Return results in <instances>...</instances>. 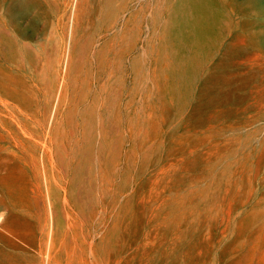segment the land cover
I'll list each match as a JSON object with an SVG mask.
<instances>
[{
    "label": "rangeland",
    "instance_id": "rangeland-1",
    "mask_svg": "<svg viewBox=\"0 0 264 264\" xmlns=\"http://www.w3.org/2000/svg\"><path fill=\"white\" fill-rule=\"evenodd\" d=\"M262 174L264 0H0V264H264Z\"/></svg>",
    "mask_w": 264,
    "mask_h": 264
},
{
    "label": "bare ground",
    "instance_id": "bare-ground-1",
    "mask_svg": "<svg viewBox=\"0 0 264 264\" xmlns=\"http://www.w3.org/2000/svg\"><path fill=\"white\" fill-rule=\"evenodd\" d=\"M124 6H125V5H124ZM131 12H132V11H131ZM124 13H125V12H124ZM128 19H129V18H128ZM130 22H131V21H130ZM128 24H129V22H128ZM106 26H107V25H106ZM110 26H111V25H110ZM107 27H108V26H107ZM126 27H127V26H126ZM126 31H128V30H126ZM125 33H126V32H125ZM122 35H123V34H122ZM107 42H108V41H107ZM108 43H109V42H108ZM190 131H191V130H190ZM207 138L209 139V137H207ZM202 139H205V137L202 138ZM227 143H228V142H227ZM219 144H220V143H219ZM214 145H217V144H214ZM232 145H233V144H232ZM129 148H130V147H129ZM160 148H161V147H160ZM130 149H131V148H130ZM217 149H218V148H217ZM127 150H128V149H127ZM144 150H145V149H144ZM142 151H143V150H142ZM159 151H160V150H159ZM144 152H145V151H144ZM147 152H148V151H147ZM141 153H142V152H141ZM160 153H161V152H160ZM225 153H228V152H225ZM155 154H156V153H155ZM126 155H127V154H126ZM141 155H142V154H141ZM159 155H160V154H159ZM154 156H155V155H154ZM157 157H158V156H157ZM125 158H126V157H125ZM158 158H159V157H158ZM138 160H140V159H138ZM158 160H159V159H158ZM117 162H118V161H117ZM121 162H122V160H121ZM121 162H120V164H121ZM144 162H145V161H144ZM144 162H143V164H145ZM124 163H125V162H124ZM135 164H136V163H135ZM124 165H125V164H124ZM178 165H179V164H178ZM152 166H153V165H152ZM198 166H199V165H198ZM126 167H127V163H126ZM146 167H147V166H146ZM210 167H211V166H210ZM134 168H135V167H134ZM139 168H140V167H139ZM195 168H196V167H195ZM142 169H143V168H142ZM202 169H203V168H202ZM125 170H126V169H125ZM128 170H129V169H128ZM213 170H214V169H213ZM223 170H225V169H223ZM126 171H127V170H126ZM132 171H133V170H132ZM141 171H142V170H141ZM151 171H152V170H151ZM162 171H163V170H162ZM170 171H171V170H170ZM186 171H187V170H186ZM137 172H138V171H137ZM143 172H144V171H143ZM143 172L141 173L142 175H143ZM178 172H179V171H178ZM180 172H181V171H180ZM192 172H193V171H192ZM197 172H198V170H197ZM185 173H186V172H185ZM204 173H205V172H204ZM211 173H212V171H211ZM222 173H223V172H222ZM191 174H192V173H191ZM207 174H208V173H207ZM219 174H220V173H219ZM136 175H137V174H136V172H135V175H134V176H136ZM173 175H174V174H173ZM220 175H221V174H220ZM262 175H263V174H262ZM140 176H141V175H140ZM258 176H260V175H258ZM263 176H264V175H263ZM129 177H130V176H129ZM170 177H171V176H170ZM178 177H179V176H178ZM206 177H207V176H206ZM212 177H213V176H212ZM215 177H216V176H215ZM174 178H175V177H174ZM199 178H200V177H199ZM219 178H220V177H218V179H219ZM226 178H227V177H226ZM226 178H225V179H226ZM260 178H261V177H260ZM106 179H107V177H106ZM134 179H135V178H134ZM137 179H138V178H137ZM167 179H168V178H167ZM186 179H187V178H186ZM186 179H185V180H186ZM215 179H217V178H215ZM223 179H224V178H223ZM162 180H163V179H162ZM187 180H188V179H187ZM204 180H205V179H204ZM221 180H222V179H221ZM129 181H130V180H129ZM188 181H189V180H188ZM210 181H212V180H210ZM217 181H219V180H217ZM158 182H159V181H158ZM181 182H182V181H181ZM189 182H190V181H189ZM196 182H197V179H196ZM200 182H202V181L200 180ZM187 183H188V182H187ZM116 184H117V183H116ZM119 184H120V183H119ZM158 184H159V183H158ZM158 184H157V185H158ZM161 184H162V183L160 182V185H161ZM180 184H181V183H180ZM184 184H186V183H183V185H184ZM196 184H197V183H196ZM221 184H222V183H221ZM104 185H105V184H104ZM160 185H159V186H160ZM170 185H171V184H170ZM108 186H109V185H108ZM125 186H126V185H125ZM152 186H153V185H152ZM173 186H174V183H173ZM181 186H182V185H181ZM202 186H203V185H202ZM217 186H218V185H217ZM222 186H223V184H222ZM106 187H107V186H106ZM167 187H168V186H167ZM174 187H175V186H174ZM176 187H177V186H176ZM178 187H179V186H178ZM182 187H183V186H182ZM107 188H108V187H107ZM124 188H125V187H124ZM199 188H200V187H199ZM208 188H209V187H208ZM236 188H237V187H236ZM110 189H111V188H109V190H110ZM125 189H126V188H125ZM125 189H124V190H125ZM157 189H158V188H157ZM179 189H180V188H179ZM105 190H106V189H105ZM109 190H108V192H110ZM117 190H118V189H117ZM119 190H122V189H119ZM119 190H118V191H119ZM195 190H196V189H195ZM195 190H194V191H195ZM118 191H117V192H118ZM151 191H152V190H151ZM156 191H157V190H156ZM209 191H210V190H209ZM217 191H218V190H217ZM105 192H106V191H105ZM117 192H116V193H117ZM221 192H222V190H221ZM119 193L121 194L122 192L119 191ZM158 193H159V192H158ZM158 193H157V195H158ZM210 193H211V192H210ZM106 194H107V193H106ZM111 194H112V193H111ZM208 194H209V192H208ZM258 194H259V193H258ZM108 195H109V194H108ZM202 195H203V194H202ZM213 195H214V194H213ZM121 196H122V195H121ZM121 196H119V197H121ZM131 196H132V195H131ZM216 196H217V195H216ZM105 197H106V196H105ZM126 197H127V196H126ZM126 197H125V198H126ZM201 197H202V196H201ZM212 197H213V196H212ZM118 199H119V198H118ZM152 199H153V198H152ZM158 199H159V198H158ZM189 199H190V198H189ZM211 199H212V198H211ZM197 200H198V198H197ZM136 201H137V200H136ZM149 201H150V200H149ZM154 201H156V200H154ZM201 201H202V199H201ZM201 201H200V202H201ZM216 201H217V200H216ZM216 201H215V202H216ZM121 202H122V201H121ZM175 202H176V201H175ZM190 202H191V201H190ZM187 203H188V202H187ZM204 203H205V202H204ZM262 203H263V202H262ZM125 204H126V203H125ZM125 204H124V208H125ZM130 204H131V203H130ZM134 204H135V203H134ZM143 204H144V203H143ZM207 204H208V203H207ZM167 205H168V204H167ZM192 205H193V204H192ZM202 205H203V204H202ZM151 206H153V205H151ZM151 206H150V207H151ZM171 206H172V205H171ZM126 207H127V206H126ZM130 207H131V206H130ZM130 207H129V208H130ZM168 207H169V206H168ZM184 207H185V206H184ZM184 207H183V208H184ZM122 208H123V207H122ZM160 208H161V207H160ZM186 208H187V207H186ZM200 208H201V207H200ZM207 208H208V207H207ZM130 209H131V208H130ZM168 209H169V208H168ZM202 209H203V208H202ZM205 209H206V208H205ZM210 209H211V208H210ZM122 210H123V209H122ZM166 210H167V209H166ZM175 210H176V209H175ZM191 210H192V209H191ZM193 210H194V208H193ZM195 210H196V209H195ZM218 210H219V209H218ZM159 211H160V209H159ZM163 211H164V210H163ZM128 212H129V211H128ZM173 212H174V211H173ZM183 212H184V211H183ZM191 212H192V211H191ZM194 212H195V211H193V213H194ZM205 212H208V211H205ZM216 212H217V209H216ZM238 212H239V210H238ZM247 212H248V211H247ZM247 212H246V213H247ZM252 212H253V211H252ZM156 213H157V212H156ZM186 213H187V212H186ZM193 213H192V214H193ZM217 213H218V212H217ZM246 213H245V214H246ZM127 214H128V213H127ZM151 214H152V213H151ZM168 214H169V213H168ZM170 214H171V213H170ZM200 214L202 215V213H199V215H200ZM237 214H238V213H237ZM128 215H129V214H128ZM164 215H165V214H164ZM180 215H182V214H180ZM184 215H186V214H184ZM190 215H191V214H190ZM125 216H126V215H125ZM186 216H187V215H186ZM195 217H197V216H195ZM198 217H199V216H198ZM236 217H237V216H236ZM159 218H160V216H159ZM175 218H176V217H175ZM186 218H187V217H186ZM190 218H191V217H190ZM199 218H200V217H199ZM208 218H209V217H208ZM128 220H129V219H128ZM144 220H145V219H144ZM156 220H158V219H156ZM181 220H183V219H181ZM123 221H124V219H123ZM195 221H196V219H195ZM207 221H208V220H207ZM126 222H127V221H126ZM153 222H154V221H153ZM122 223H124V222H122ZM122 223H121V224H122ZM173 223H174V222H173ZM230 223H231V221H230ZM125 224H126V223H125ZM128 224H129V223H128ZM171 224H172V223H171ZM177 224H178V223H177ZM177 224H175V225H177ZM108 225H109V224H107V226H108ZM233 225H234V223H233ZM166 226H167V225H166ZM173 226H174V225H173ZM191 226H192V225H191ZM212 226H213V225H212ZM144 227H145V226H144ZM184 227H185V226H184ZM221 227H222V226H221ZM233 227H234V226H233ZM128 228H129V227H128ZM142 228H143V227H142ZM171 228H173V227L171 226ZM182 228H183V227H182ZM188 228H189V227H188ZM191 228H192V227H191ZM161 229H164V228H161ZM180 229H181V228H180ZM120 230H121V229H120ZM129 230H130V228H129ZM152 230H153V229H152ZM101 231H102V230H101ZM169 231H170V230H169ZM184 231H185V230H184ZM186 231H187V230H186ZM121 232H123V231H121ZM166 232H167V231H166ZM182 232H183V231H182ZM230 232L232 233V231H230ZM88 233H90V232H88ZM162 233H163V232H162ZM168 233H169V232H168ZM187 233H188V232H187ZM166 234H167V233H166ZM178 234H179V233H178ZM181 234H182V233H181ZM185 234H186V233H185ZM93 235H94V234H93ZM114 235H115V234H114ZM114 235H113V236H114ZM119 235H120V234H119ZM122 235H123V234H122ZM159 235H160V234H159ZM186 235H187V234H186ZM189 235H190V233H189ZM89 236H90V235H89ZM102 236H103V234H102ZM228 236H230V235L228 234ZM119 237H120V236H119ZM185 237H186V236H185ZM189 237H190V236H189ZM120 238H121V237H120ZM145 238H146V237H145ZM155 238H156V237H155ZM155 238H154V239H155ZM193 238H194V237H193ZM116 239H118V238H116ZM179 239H180V238H179ZM185 239H186V238H185ZM142 240H144V238H143ZM142 240H141V241H142ZM173 240H174V239H173ZM173 240H172V241H173ZM103 241H104V240H103ZM119 241H120V240H119ZM146 241H147V240H146ZM189 241H190V240H189ZM214 241H215V240H214ZM179 242H180V240H179ZM155 243H156V242H155ZM175 243H176V241H175ZM218 243H219V242H218ZM94 244H95V243H94ZM110 244H111V243H110ZM119 244H120V243H119ZM138 244H140V243H138ZM162 244H163V243H162ZM162 244H161V245H162ZM161 245H160V246H161ZM163 245H164V244H163ZM179 245H180V244H179ZM218 245H219V244H218ZM176 246H177V245H176ZM180 246H181V245H180ZM93 247H95V246H93ZM192 247H193V246H192ZM54 248H55V247H54ZM102 248H103V247H102ZM115 248H116V247H115ZM179 248H180V247H179ZM215 248H216V247H215ZM215 248H214V250H215ZM146 249H147V247H146ZM158 249H159V248H158ZM139 250H140V249H139ZM174 250H175V249H174ZM214 250H213V251H214ZM140 251H141V250H140ZM149 251H150V249H149ZM188 251H189V250H188ZM157 252H158V251H157ZM174 252L178 254L179 251H178V252L174 251ZM94 253H95V252H94ZM117 253H118V252H117ZM153 253H154V251H153ZM189 254H190V253H189ZM138 255H139V252H138ZM146 255H147V254H146ZM213 255H214V254H212V256H213ZM60 256H61V255H60ZM151 256H153V255H151ZM176 256H177V255H176ZM178 256H179V254H178ZM215 256H216V255H215ZM97 257H98V256H97ZM143 257H144V255H143ZM172 257H173V256H172ZM135 258H136V257H135ZM144 258H145V257H144ZM144 258H143V259H144ZM152 258H153V257H152ZM156 258H157V257H156ZM177 258H178V257H177ZM213 258H214V257H213ZM215 258H217V257H215ZM96 259H97V258H96ZM136 259H137V258H136ZM54 260H55V259H54ZM87 260H88V259H87ZM99 260H100V259H99ZM132 260H133V259H132ZM160 260H161V258H160ZM50 261H51V259H50ZM134 261H135V260H134ZM152 261H153V260H152ZM174 261H175V259H174ZM177 261H178V260H177ZM177 261H176V262H177ZM63 262H64V261H63ZM129 262H130V261H129ZM176 262H174V263H176ZM147 263H148V262H147ZM158 263H159V261H158ZM207 263H208V262H207ZM62 264H63V263H62ZM68 264H69V263H68ZM88 264H89V263H88ZM90 264H92V263L90 262ZM134 264H135V263H134Z\"/></svg>",
    "mask_w": 264,
    "mask_h": 264
}]
</instances>
